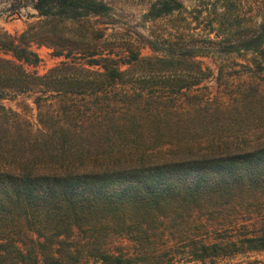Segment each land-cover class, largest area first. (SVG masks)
Instances as JSON below:
<instances>
[{"label":"trees","instance_id":"1","mask_svg":"<svg viewBox=\"0 0 264 264\" xmlns=\"http://www.w3.org/2000/svg\"><path fill=\"white\" fill-rule=\"evenodd\" d=\"M198 1L195 21L211 14ZM229 5L214 8L205 39L262 72L264 20L227 27ZM30 6L37 22L0 33V264H264V90L187 103L208 78L199 48L149 34L109 45L118 22L103 0ZM185 10L155 0L143 18ZM91 18L105 28L89 32ZM33 46L63 61L28 72ZM15 94L35 95L37 130L2 105Z\"/></svg>","mask_w":264,"mask_h":264},{"label":"rangeland","instance_id":"2","mask_svg":"<svg viewBox=\"0 0 264 264\" xmlns=\"http://www.w3.org/2000/svg\"><path fill=\"white\" fill-rule=\"evenodd\" d=\"M115 13L117 24L106 27L105 41L109 45L116 42H128L138 44L140 35H157L159 41L167 42L175 47L199 48L202 51L195 61L206 71L208 78L199 86L187 91L183 96L185 102L201 101L211 99L219 106L234 104V100L239 97L244 90L256 88L264 90V60L258 59L263 71L259 72L253 63L250 55H228L220 54L218 46L206 41L204 29L212 26L217 27L220 23L219 18L214 17L213 10L219 8L221 4L231 3L228 14L232 17L225 21V25L230 27L236 18L241 25L250 26L264 20V0H210L207 5L208 12H205L199 20L193 19L197 11L198 0H181L185 11L173 13L170 16L157 21L145 22L144 14L149 5L155 0H103ZM226 1V3H225ZM22 6V7H21ZM206 16V18H205ZM39 20L36 12L30 6V0H0V33H7L12 37L21 34L30 23ZM100 20L91 18L85 25L90 32L101 27ZM192 28L193 31H190ZM108 35V36H107ZM213 38V35L210 36ZM103 41H100L101 46ZM119 45V43H115ZM107 50L108 47H102ZM32 49L38 54L40 62L34 67L26 66V70L39 76L47 74L51 69L60 65L63 59L54 56L53 51L45 46H33ZM154 55L149 49H142L141 56ZM0 57L9 59L0 52ZM81 63L87 61L80 59ZM34 94H15L7 100L2 101L5 108H9L19 116L21 120H26L33 130L39 128L38 110L34 104ZM51 97L42 106L44 111L48 106L56 105L51 103ZM83 105L82 101H79ZM49 112L51 109L48 110ZM46 119L44 118L43 121ZM115 246L120 242L113 240ZM237 262L236 259L230 261L231 264Z\"/></svg>","mask_w":264,"mask_h":264}]
</instances>
